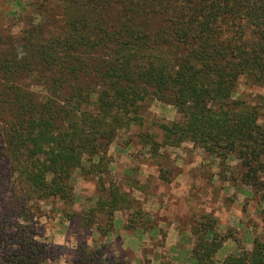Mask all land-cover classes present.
Listing matches in <instances>:
<instances>
[{
	"label": "trees",
	"instance_id": "obj_1",
	"mask_svg": "<svg viewBox=\"0 0 264 264\" xmlns=\"http://www.w3.org/2000/svg\"><path fill=\"white\" fill-rule=\"evenodd\" d=\"M33 4L18 33L0 35V264H56L57 247L39 225L40 201L72 205L76 171L99 184L80 226L104 238L114 230L115 213L125 211L124 229L157 227L127 191L103 182L109 145L120 129L142 125L149 102L171 104L178 113L156 123L161 140L139 134L150 152L184 142L202 149L221 171L230 168L232 186L258 196L264 222L260 105L232 97L240 79L264 87V0ZM165 173L161 167L168 181ZM216 224L206 212L190 225L188 258L195 264H264L263 236L253 235L247 248L232 227L220 232ZM227 240L236 248L217 260ZM98 246L79 245L74 262L127 264L107 255L105 243ZM158 264L173 263L162 257Z\"/></svg>",
	"mask_w": 264,
	"mask_h": 264
},
{
	"label": "rangeland",
	"instance_id": "obj_2",
	"mask_svg": "<svg viewBox=\"0 0 264 264\" xmlns=\"http://www.w3.org/2000/svg\"><path fill=\"white\" fill-rule=\"evenodd\" d=\"M34 2L0 0V35L18 33L24 26L25 13L30 12ZM240 96L248 104L260 105L258 122L264 125V87L245 85L240 79L232 97ZM142 114V125L133 124L120 129L109 145V172L103 182L106 186L109 180H113L127 191L144 211L154 217L157 227L137 233L126 229L127 232H122L121 222L115 221L114 239V236L103 238L93 229L80 226L79 216L84 209L94 205L99 184L97 177L83 178L76 171L72 176L75 195L72 205L57 199L40 201L43 216L39 218V225L47 242L57 247L59 257L56 264H76L74 260L79 245L85 244L92 249L99 247L100 243L106 244L107 255L124 259L127 264H157L162 257L171 259L173 264H195L192 257L188 258L192 245L190 225L206 212L216 216V227L220 232L232 227L247 248L251 246L253 235L264 237V222L256 212L258 196H247L243 191H250L248 186H232L230 168L221 171L218 159L190 142H184L178 148L162 147L154 155L141 142L139 134L143 132L152 133L155 139L161 140L162 132L156 123L176 119L175 107L149 102ZM227 161L229 165L236 163L232 159ZM161 167L168 181L160 177ZM120 213L126 220V212L117 211L116 215L120 216ZM97 218L102 220V215ZM172 222L177 224L175 230L179 233L173 246L169 244L171 237L167 240ZM227 252V247L220 248L217 260Z\"/></svg>",
	"mask_w": 264,
	"mask_h": 264
},
{
	"label": "crops",
	"instance_id": "obj_3",
	"mask_svg": "<svg viewBox=\"0 0 264 264\" xmlns=\"http://www.w3.org/2000/svg\"><path fill=\"white\" fill-rule=\"evenodd\" d=\"M245 194H247L249 191H248V189H245L244 191H243ZM121 215L119 216V215H116V213H115V215H114V225H115V221H120L121 222V224H122V228H123V225H124V223H125V217H124V215H122V213H120ZM161 224V223H160ZM158 225L159 227L160 226H162V225ZM170 227H169V231H168V235H167V240H168V238H170L171 237V241H170V243L169 244H171L172 246L173 245H175L176 244V242H177V240H178V238H179V233L175 230L176 229V227H177V224L175 223V222H172V224H170L169 225ZM115 227V226H114ZM122 232H127L124 228L122 229ZM108 236H111L112 238H113V236H114V239H116V235H114V230L112 231V233L111 234H109ZM110 241H112V239H109ZM144 241V240H143ZM251 244V243H250ZM224 247H227L228 249H229V251H232V250H234L235 249V245L232 243V241H230V240H227L225 243H224V245H223ZM191 247V246H190ZM222 248V247H221ZM158 264V263H157Z\"/></svg>",
	"mask_w": 264,
	"mask_h": 264
}]
</instances>
